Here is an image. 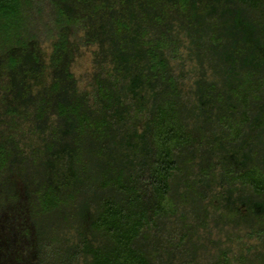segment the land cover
Returning a JSON list of instances; mask_svg holds the SVG:
<instances>
[{"label": "trees", "instance_id": "trees-1", "mask_svg": "<svg viewBox=\"0 0 264 264\" xmlns=\"http://www.w3.org/2000/svg\"><path fill=\"white\" fill-rule=\"evenodd\" d=\"M121 1V10L117 11L112 0H0V76L9 73L13 80L24 81V93L29 87L27 80L39 81L48 65L51 66L55 79L49 93L60 95L55 103L51 99L41 100L35 119L38 127H42L40 124L50 113L56 121L72 128L70 156L87 180L89 170L83 161V148L91 145L94 156L102 158L106 143L127 117L122 114L118 98L121 82L113 74H121L124 64L118 61L106 69L99 66L101 36L91 30L88 22L100 23L107 18L121 51L140 48L144 65L138 57L130 56L138 68L132 80L138 90H153L155 83L165 89L148 117L149 129L137 127L147 113L146 103L140 101L128 115L137 128L126 134L125 143L128 147L136 146L138 151L137 145L145 142L150 153L145 168L134 172L116 167L111 161L100 166L95 195L85 206L83 230L75 232L76 239H71L70 233L63 235V240L49 239L41 226L49 213L59 211L82 192V184L75 185L71 177L58 178L52 173L49 164L55 163L58 140L47 144L48 166L43 169L42 182L36 187L20 183L8 203L0 206V264H174L171 248L179 247L180 243L170 244L169 251L164 253L154 237L166 222L170 224L178 217V210L170 206L179 188L178 181L182 178L185 186L193 189L197 186L195 177L203 180L211 174L215 177L219 171L222 183L211 185L204 180L205 184L200 185L202 191L194 190L205 206L197 216L198 219L202 216L197 221L198 233L205 235L207 243L215 249L218 259L214 264H264V253L232 261L221 247L225 236L213 229L210 220V214L220 210L221 201L229 202V208L236 202L237 208L231 211V216L236 218V224L246 226L239 228L264 236V108L250 106V99L254 104L264 101V67L243 70L241 81L224 94L212 82L207 85L208 92L216 93L218 103L222 104L224 95L231 99L228 110L217 116L216 124L223 132H217L216 140L219 142L220 136L225 137L221 147L235 160L230 159V165L220 169V162L212 157L195 173L194 162L187 155L192 149L199 153L206 137L187 124L182 100L187 90L189 94L188 75L198 72L199 67L196 64L194 68L188 67L192 61L186 38L171 21L177 15L191 20L196 1L142 0L138 11L144 8L149 15L142 13L138 25L132 18L133 2ZM218 1L225 13L238 14L243 28L254 33L257 41L252 45L246 42V46L261 58L264 55V0ZM216 9L211 8L210 13ZM213 29L216 30V25ZM212 41L220 45L222 38L215 33ZM84 49L93 50V70L86 86L74 72ZM5 115L13 126L24 117L11 106ZM209 132L212 134V130ZM9 141L18 148L21 152L18 157L22 158V141L12 136ZM219 147L216 149L220 151ZM10 158L11 152L0 143V173L7 171ZM241 207L248 208L247 214ZM189 237V232H185L180 236L181 242ZM212 238L214 243L210 242ZM237 239H240L238 234ZM225 240L227 244L235 241Z\"/></svg>", "mask_w": 264, "mask_h": 264}, {"label": "rangeland", "instance_id": "rangeland-1", "mask_svg": "<svg viewBox=\"0 0 264 264\" xmlns=\"http://www.w3.org/2000/svg\"><path fill=\"white\" fill-rule=\"evenodd\" d=\"M129 1L133 2L130 6L133 22L138 25L142 13L149 15L148 10L143 8L138 11L141 8L139 2L142 0ZM195 1L196 7L191 20L177 15L171 24L186 38L192 61L188 67L194 68V64L199 67L198 72L188 75L189 94L187 90L182 100L187 124L190 128L202 131L206 137L199 153L192 149L187 155V158L193 160V170L197 173V169L201 168L205 161L212 157L220 162V169L230 165V158L225 154L224 148L221 147V141L225 137L220 136L219 142L216 140L217 132H223L216 123L218 114L226 112L232 102L230 98L224 95L222 104L218 103L216 93L208 92L207 85L212 82L218 91L223 94L226 93L230 86L241 81L243 70L263 68L264 55L259 58L251 48L246 46V42L251 45L255 44L257 37L249 28H243L241 17L238 14L233 11L225 13L222 3L218 0ZM112 2L115 5L114 9L120 11L122 1L112 0ZM213 7L217 9L214 13H210ZM203 8L210 11L208 10V12ZM147 17L149 18V16ZM147 25L148 28L152 27L150 20ZM214 25H216L215 31ZM88 26L92 31L100 33L101 36L98 45L99 66L106 69L118 61L124 64L121 74L116 72L113 74H115L114 79L121 82L118 98L121 102L123 116L127 115L121 121L120 127H117L113 138L106 143L105 155L102 158L94 156L91 145H85L83 148V161L86 162L89 170V180H87L86 175L77 170L70 156L74 135L72 128L56 121L50 113L47 114L45 122L40 124L42 127H38L39 123L35 119L36 109L41 100L51 99L55 103L60 95L58 93L59 95L51 96L49 93L50 86L55 79V71L51 66L48 65L44 77L40 78L39 81L27 80L29 87L24 93L23 87L24 84L26 87V83L23 80L24 84L13 80L9 73H3L0 76V143L7 146L11 152L7 171L0 173V206L8 203V198L17 190L20 183L21 185L27 184L36 187L42 182L44 179L43 169L47 165V144L54 142L56 138L58 143L54 156L55 163L49 164L52 173L58 178L63 175L71 177L75 181V185L82 184V192L77 195L74 201H69L59 211L51 212L46 218L44 217L45 219H42L43 232L49 239L53 240H63V235L69 233L72 235L71 239H76L75 232L78 233L83 230L84 221L82 218L85 206L90 203L95 195L94 185L97 183V171L104 162L111 161L116 167H125L134 172L145 168L150 156L145 142L137 145L139 149L136 151V146L128 147L125 143L126 134L134 131L137 127L144 130L149 129L148 117L154 111L157 99L159 101V98H162L160 94L165 92L159 83H155L153 90L148 88L138 90L133 85L132 80L136 78L138 68L130 56L138 57L144 65L143 53L139 47L121 51L112 37L107 18H103L100 23L90 20ZM215 33L222 38L220 45L214 44L212 41ZM92 55V49H84L74 66V72L83 86H86V79H89L93 70ZM204 97L208 98L204 99ZM140 101L146 103L147 113L144 114L137 127H134L128 115L134 112ZM250 104L252 108H264V101L254 104L253 100L250 99ZM9 106L24 114L23 121H18L17 126H13L9 117L5 115ZM210 130H212V134L209 132ZM11 136L22 141L20 147L24 152L22 158L18 157L21 154L18 148L9 141ZM210 144L211 146H208ZM218 145H220V151L216 149ZM215 174V177L211 174V176L206 177L208 179L204 178L203 180L201 178L195 180V177L194 181L197 186L194 185L193 189L187 188L182 178L178 181L179 188L170 202V206L178 210V217L173 219L171 223L169 222L170 224L166 222L165 227L163 226L160 233H156L154 237V242L160 246V250L164 253L169 251L167 249L170 244L180 243L179 247L171 248L174 264H214L218 259L215 249L207 243L209 241L205 235L198 233L199 223L197 221L202 219V216L200 219L197 216L204 211L205 206L194 192L198 188L202 191L200 187L205 184L204 180L211 185L222 183L220 171ZM215 199L217 200V197ZM229 204V202L221 201L220 210L210 214V220L214 224L213 229L222 232L225 238L235 240L227 244L225 238L219 239L222 241L220 242L221 247L227 251L228 257L233 261L235 258H242L241 256L250 259L255 254L264 253V236H258L249 230H241L239 227L245 229L246 226L244 224L239 226L236 224V218L231 216V211L237 208V203L233 202L231 208L228 207ZM241 210H244V207H241ZM244 213L247 214V212ZM261 213L259 212V214ZM238 229L240 230L237 231ZM187 231L190 237L181 242L180 236ZM237 234L240 239L236 240ZM213 240L212 238L210 242Z\"/></svg>", "mask_w": 264, "mask_h": 264}, {"label": "flooded vegetation", "instance_id": "flooded-vegetation-1", "mask_svg": "<svg viewBox=\"0 0 264 264\" xmlns=\"http://www.w3.org/2000/svg\"><path fill=\"white\" fill-rule=\"evenodd\" d=\"M230 159L233 160V161L235 160L234 157H230ZM237 162H238V163H239V162L242 163L240 160H238ZM247 211H248V208H245V209H244V212H247ZM258 211L261 212L262 210L259 208Z\"/></svg>", "mask_w": 264, "mask_h": 264}]
</instances>
